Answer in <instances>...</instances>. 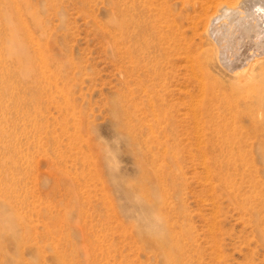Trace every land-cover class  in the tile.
Instances as JSON below:
<instances>
[{
  "label": "rangeland",
  "instance_id": "1",
  "mask_svg": "<svg viewBox=\"0 0 264 264\" xmlns=\"http://www.w3.org/2000/svg\"><path fill=\"white\" fill-rule=\"evenodd\" d=\"M210 1L0 0V264H264V70L219 64Z\"/></svg>",
  "mask_w": 264,
  "mask_h": 264
},
{
  "label": "bare ground",
  "instance_id": "2",
  "mask_svg": "<svg viewBox=\"0 0 264 264\" xmlns=\"http://www.w3.org/2000/svg\"><path fill=\"white\" fill-rule=\"evenodd\" d=\"M205 1H208V0H205ZM215 1L216 2L219 1V2L218 3L214 2L215 3V6L213 7L214 12L213 13H209V11L211 9V6L207 7L208 2H206L205 3L206 5L203 4L204 5V9H205V13H200V16L202 14L201 17L205 20L204 22H205L206 28H205V26L202 27V28H205L204 35H206L207 39H210V43L216 45V47L218 49V52L217 51L216 52L218 53L217 58H218L219 64L222 65L223 67H225L227 72L229 71L230 73L232 72L234 74H240V73H245V72H249L248 74H250L251 71L253 73V71L258 68V67H256V65H258L260 68H263V70H264V13H259L258 14V12L257 13H253L252 12V9H255L253 6H258L257 5L258 1L257 0H218V1L215 0ZM211 2H213V1H210V3ZM261 7H262V5H261ZM256 9H258V8H256ZM259 10H260V8H259ZM263 12H264V10H263ZM155 16H156V18H158V17H162L163 15H162V13H152L151 15L149 13L148 21H146L145 23H144V20H142V19L140 21H136V22L134 21L132 25L134 26L135 30L132 31L131 38L134 40V45H136L135 47H137V49L139 51H142V53L144 55L142 58L144 60H146V62H150V60L153 58L152 54L154 52L159 51L160 55L162 56V60L165 61L167 59L166 63L167 64L168 63L171 64V61L169 60V58H170L169 56H171V54L169 53L168 49L172 45V50L175 51L178 48H180V43L176 40V37H174V36L173 37H169V36L168 37H164L165 38V39H163L164 42H162V44L160 43V45H159V41H158V43H155V37L154 36H155V34L157 32L155 26H157V25L154 24V21L152 20V18L154 19ZM189 19H192V17L191 18L189 17ZM199 19H201V18H199ZM164 22L167 24V26H169L171 28L172 25H170L168 23L169 20H168L167 17H164ZM117 25H118V27H117L118 29H123V30L125 28L127 29L126 22L125 23L124 22H121V23L117 22ZM202 25H204V24L202 23ZM178 35H180V34H178ZM203 38H205V36ZM207 41L208 40H206V43L209 44V41L208 42ZM147 42H148V45H146L147 48L143 47L142 44L147 43ZM183 42H184V40H183ZM167 43H168V45L164 46ZM186 44H187V48H188V49H186V53H187V55L189 57V55H191L192 50L193 49H198L199 46L194 47L193 44L190 41L189 42L187 41ZM203 47H205V46H203ZM207 48L208 47H206V49ZM211 48H213V46H211ZM211 48H209V49H211ZM134 51H137V50L135 49ZM139 54H141V52ZM191 57H192V55H191ZM132 59H131V61H132ZM187 59H189V58H187ZM197 59L199 60V58H197ZM211 59H213V57ZM192 61H194V60H192ZM189 62L191 63V64H189L191 66L193 63L191 61H189ZM210 64H212V63L210 62ZM192 66H193L192 70L195 69L194 71L196 72V68H194L195 67L194 64ZM218 67H219V65H218ZM259 70H257V72H259ZM209 71L210 70H207V72H209ZM260 72L262 73L264 71L261 70ZM160 74L161 75L164 74V69L160 70ZM191 74L195 75V73L194 74L191 73ZM253 75H254V73H253ZM263 75H264V73H263ZM246 76H247V74H246ZM246 76L245 75H244V77L242 76V79L245 78ZM240 77L241 76H239V78ZM251 77L248 76V79L251 78ZM200 78H202V77H200ZM200 78H198V80H201ZM231 78H233V77H231ZM242 79H240V80H242ZM203 80H204V77H203ZM232 80H234V79H232ZM232 80L230 79L231 82H232ZM243 80H245V79H243ZM201 81L199 82L200 86H201ZM236 81H239V79L236 80ZM242 81H240V82H242ZM204 82L205 81L202 82L203 83L202 84L203 88L205 87ZM245 82H247V81H245ZM248 82H249V80H248ZM248 82H247V84L249 85L250 83H248ZM243 83H244V81H243ZM191 84H193V83H191ZM241 84L242 83L239 84L240 85L239 88L242 86ZM197 85H198V83H197ZM243 85H246V83L243 84ZM248 85L244 86L245 88L244 87L243 88L247 89L246 87H248ZM250 85H252V84H250ZM241 90H243V89H241ZM247 94L249 95V93H247ZM245 96H247V95H245ZM252 96H254V94ZM233 98H235V97H233ZM259 98L260 97H258V100H259ZM151 99L152 98H150V100ZM250 99H251V97H250ZM260 102H261V99H260ZM249 104H250V102H249ZM254 105H255V103H254ZM247 106H248V104H247ZM230 107H231V112H232V110L234 109V105H231ZM252 109H253V107H252ZM241 111H243V110H241ZM216 114H217V112H216ZM233 115H234V119L237 120L238 119V115H235V113H233ZM252 118H250V120ZM254 119H256V118H254ZM251 124H252V122H251ZM233 126H234V124H233Z\"/></svg>",
  "mask_w": 264,
  "mask_h": 264
}]
</instances>
